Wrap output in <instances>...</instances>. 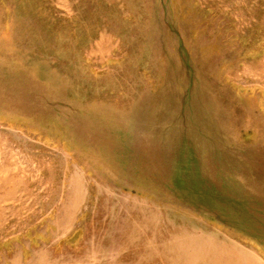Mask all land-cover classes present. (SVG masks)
Masks as SVG:
<instances>
[{"label":"rangeland","instance_id":"rangeland-1","mask_svg":"<svg viewBox=\"0 0 264 264\" xmlns=\"http://www.w3.org/2000/svg\"><path fill=\"white\" fill-rule=\"evenodd\" d=\"M0 34L70 75L75 98L123 106L167 87L182 91L181 118L213 78L264 107V0H0ZM176 138L177 201L159 202L0 120V264H249L238 245L264 259V212L230 174L208 183L194 143Z\"/></svg>","mask_w":264,"mask_h":264},{"label":"bare ground","instance_id":"bare-ground-1","mask_svg":"<svg viewBox=\"0 0 264 264\" xmlns=\"http://www.w3.org/2000/svg\"><path fill=\"white\" fill-rule=\"evenodd\" d=\"M17 42L0 34L1 121L64 142L96 180L174 203L178 193L170 184V161L179 144L176 137L184 132L195 145L207 182L218 186L230 174L264 212V107L257 109L253 100L217 86L213 78H200L181 118L182 91L166 86L136 89L123 106L96 97L75 98L69 94L70 75ZM173 122L172 134H162ZM133 211L140 210L128 211V220L135 217ZM238 251L246 263L264 264L255 249L238 245Z\"/></svg>","mask_w":264,"mask_h":264}]
</instances>
